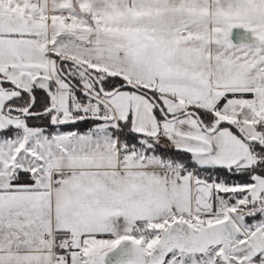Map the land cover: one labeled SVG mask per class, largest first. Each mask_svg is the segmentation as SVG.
<instances>
[{
  "label": "snow or ice",
  "instance_id": "1",
  "mask_svg": "<svg viewBox=\"0 0 264 264\" xmlns=\"http://www.w3.org/2000/svg\"><path fill=\"white\" fill-rule=\"evenodd\" d=\"M0 264H264V0H0Z\"/></svg>",
  "mask_w": 264,
  "mask_h": 264
}]
</instances>
